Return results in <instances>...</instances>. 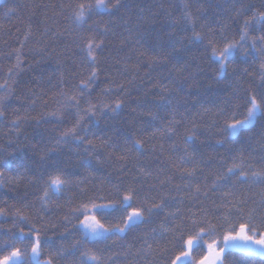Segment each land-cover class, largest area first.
<instances>
[{
	"label": "snow or ice",
	"instance_id": "snow-or-ice-1",
	"mask_svg": "<svg viewBox=\"0 0 264 264\" xmlns=\"http://www.w3.org/2000/svg\"><path fill=\"white\" fill-rule=\"evenodd\" d=\"M0 3L6 8L4 16L9 18L20 7L10 0H0ZM51 7H58V11H54L51 24L44 21V33L51 31L52 26L58 27L60 20L56 18H62L66 28L52 34H66L77 58L72 61L68 75L61 71L60 79L53 85L58 87L54 94L56 107L34 118L25 109L24 119H35L37 124L62 121L70 110H74V119L72 126L63 131L53 129L57 135L52 147L32 144V155L5 154L6 149L0 150V188L22 184L25 189L14 203L0 202L3 204L0 206V253H4L0 255V264H58L60 260L64 264H140L141 261L143 264H248L257 256L264 264V155L256 159L244 155L243 150L233 152L232 149L219 160L211 154L205 155L197 145V141L200 145L204 143L199 139V126L185 115L186 101L181 104L177 99L184 91V84L189 88L196 84L189 61L180 63V54L189 51V45L203 46L204 53H210L216 75L222 78L228 77L230 67L235 75L238 63H248L251 58V70L245 67L230 81L229 95L212 107L201 104L197 115L212 116L209 129L216 130L218 145L251 133L259 124L262 129L259 143L264 151V0L259 6L235 0L229 9L232 13L229 19L238 24V29L231 39L226 35V26L218 33L205 24L198 29L200 16L190 10L188 3L178 18L165 10L171 30L166 33L167 40L157 39L151 45L155 55H149L144 47L150 40L145 28L149 18L140 14L133 21L125 0H69ZM160 8L163 10L164 5ZM257 32L259 35H254ZM30 34L31 16L26 38ZM116 39L119 51L129 47L139 58L147 59L150 67L175 60L169 76L154 82L149 77L151 87L135 98L131 112L145 119L138 132L122 140L107 135V124L101 128L100 121L114 119L129 106L126 84L109 78L98 95L92 96L93 86L103 71L101 54ZM65 49L72 50V46L66 44ZM36 52L41 59L49 54L46 45L38 46ZM113 59L116 64L121 63L119 58ZM127 67L125 62L124 69ZM9 73V78L0 83V119L5 116L14 94L9 83L11 69ZM77 77L79 82L73 83ZM45 95L33 93L29 107L39 100L47 108L53 97L44 98ZM182 107L185 112L180 111ZM20 119L17 116L12 122L17 132ZM177 139L188 146L178 144ZM168 141H171L169 154L164 159L168 172L137 163L133 166L135 173L131 181H108L107 184L101 181L89 188L83 176L69 170L83 168L91 175L88 169L92 168L93 161L98 166L114 161L121 173L127 175L129 160L139 162L146 146L152 154L164 156ZM8 143L11 145L14 141ZM69 144L75 145L73 151L78 157L75 162L70 156L61 159L58 152L61 146ZM85 156L89 159H84ZM150 179L153 182L145 188ZM208 200L214 211L206 205ZM185 202L191 205L186 209L187 214L182 212ZM62 207L70 208L62 217L61 226L72 236L71 242L54 251L46 249L48 242L43 237L49 227H57L46 219L47 213L51 208ZM192 207L197 211L193 212ZM5 220H10L7 228ZM68 224H72L71 229ZM129 233L135 234V243L124 247L121 242ZM109 240L114 245L120 243L121 250L106 256V249L96 245Z\"/></svg>",
	"mask_w": 264,
	"mask_h": 264
},
{
	"label": "trees",
	"instance_id": "trees-1",
	"mask_svg": "<svg viewBox=\"0 0 264 264\" xmlns=\"http://www.w3.org/2000/svg\"><path fill=\"white\" fill-rule=\"evenodd\" d=\"M10 2H14L20 7L17 13L9 18L4 16L6 8L0 3V83L9 78V70L11 69L12 76L9 83L14 89V94L7 104L5 116L0 119V150L6 149L5 154L27 153L28 155H32V144H38L40 147H52L54 138L57 135V131L53 129L63 131L72 126L74 119V110H70L62 121L51 120L37 124L35 119H24L26 115L25 109H27V115L34 118L39 113L50 111L56 107L54 94L58 91V87H53V85L60 79L61 71L66 76L68 75L69 69L73 66L72 61L77 58L73 55L75 51L74 45H72V42L66 34L59 36L52 34L53 32L66 28V22L62 18H56L60 20L58 27L52 26L51 31L44 33V21L51 24L54 11H58V7L53 8L51 5L58 6L62 2L68 3L69 0H10ZM234 2L235 0H125L128 14L133 21L140 14L149 18L145 24V28L150 33V40L148 44L144 45L148 49L149 55H155L151 45L157 39L160 41L167 40L166 33L171 30L168 27V18L165 10L171 13L172 17L178 18L182 13L185 3L190 4V10L200 16L197 24L198 29L201 24H205L208 28H212L218 33L222 26H226V35L231 39L233 33L238 29V24L229 19L232 15L229 9H231ZM245 2L259 6L261 0H245ZM161 4L164 5L163 10L160 8ZM25 5L29 7H25ZM236 6L239 7V4H236ZM29 16H31V34L26 38V33L29 32ZM254 35H259V33H254ZM37 41H40V45L37 44ZM66 44L71 45L72 50H66ZM43 45L47 46L49 54L41 59V55L36 52V48ZM118 46L119 40H113L106 45L101 54L103 58V71L100 72L97 84L93 86L94 91L92 92V96L96 97L98 95L101 89L107 85L109 78L117 83L126 84L130 97L129 106L125 107L114 119L100 121L101 128H105L107 124V135L112 136L113 139L119 137L122 140L123 137L132 136L134 132H138L145 119L131 112V107H135V98L138 95H142L144 89L151 87L149 77L154 82L161 77L169 76V69L175 63V60L173 59L167 65L158 64L150 67L147 59L139 58L138 54L135 51H130L129 47L124 48L123 51H119ZM180 55L182 57L180 60L181 64L186 60L189 61L191 65L190 71L195 74L196 84L191 88L188 87V84H184V91L177 99L181 104H185L186 101L185 107H187L188 111L185 115L189 119H194L199 126V139L204 141L202 145L197 141L201 152L205 155L211 154L219 160L220 156L229 155V149H232L233 152L243 150L244 155H251L259 159L261 155H264L262 146L259 143V133L262 131L259 124L253 128L251 133H246L238 139L233 138L223 145H218L216 144V140L219 139V136L215 135L216 130L209 129V125L213 122L212 116L197 115L201 104L205 107H212L214 103H219L229 95L231 92V88L229 87L230 81L235 80L236 76L245 67H249V70H251V58H249L248 63L242 61L238 63L235 75L232 74L233 69L230 67L228 77L222 78L216 75L215 65L209 59L210 53L205 54L203 46L197 47L189 45V51L182 52ZM113 58H119L121 63L116 64ZM38 60L40 63L37 64L36 61ZM58 60L61 63H58ZM125 62L128 65L126 70L124 69ZM172 76L175 77L176 74L172 73ZM128 81H132V83L128 84ZM78 82L79 77L73 81V83ZM190 83H192L191 80L189 81ZM33 93H46L44 98L53 97V99L49 101L47 108L42 107L39 100L35 106L29 107ZM188 93H191V95H188ZM195 100H198L199 103H195ZM17 109H19L18 112L16 111ZM180 111L185 112V108L182 107ZM17 116L21 117L17 121L20 125L19 132L15 130L12 123L14 120H17ZM108 116L111 117L112 114L108 113ZM180 131L183 132V128ZM9 140L14 141V143L9 145ZM170 143L171 141L165 142L164 156H159L158 153L152 154L150 147L146 146L145 154L140 158L139 162L135 160H129L127 162L125 169L127 175L121 173L119 164L114 161L106 163L104 166L95 165L93 161L92 168L88 169L91 175L85 173L83 168L69 170H75L79 176H83L87 180V187L89 188L93 187V185L100 184L101 181H104L105 184L108 181L112 183H117L118 180H123L124 182L131 181L135 173L133 166L137 165V163L138 166L165 169L168 172L164 159L169 154L168 144ZM177 143L188 146L184 145L183 140L180 139H177ZM74 149L75 145L72 144L61 146V149L58 150L61 159H67L70 156L71 160L75 162L78 157L76 152L73 151ZM84 159L89 158L85 156ZM152 182L153 180L151 179L146 181L145 188L147 187V183ZM175 182H179L178 178ZM24 192L25 189L22 184L19 187L6 185L0 188V202L6 200L9 204H12ZM173 195H176V193H173ZM206 205L210 211H214L211 200L206 201ZM0 206H3V204L0 203ZM188 207H191V205L185 202V205L182 206V212L184 214H187L186 209ZM69 211V207L59 209L51 208L48 211L46 219L52 220L53 223L57 224V227L55 229L51 227L47 229L46 235L43 237L48 242L45 245L46 249L54 251L61 245H66L71 242L72 236H68L65 233V228L61 226L64 223L62 217ZM192 211H197V208L192 207ZM72 223L74 224L75 221ZM9 226L10 220H5L4 227L7 228ZM67 227L71 229L72 224H68ZM134 235V233H129L126 239L121 242L124 247H127L128 244L135 243L133 239ZM65 236H67V239H65ZM164 243L165 241L162 239L161 244L163 245ZM96 246L106 249V256L111 255L112 252L121 250L120 243L114 245L112 240L101 242ZM136 246L138 247L139 245L136 244ZM3 254L0 253V255ZM44 258L46 256L42 257V259ZM196 259H199L198 254L196 255ZM261 262L262 258L257 256L250 259L248 264H261ZM58 264H64V261L60 260ZM140 264H143V261Z\"/></svg>",
	"mask_w": 264,
	"mask_h": 264
},
{
	"label": "rangeland",
	"instance_id": "rangeland-1",
	"mask_svg": "<svg viewBox=\"0 0 264 264\" xmlns=\"http://www.w3.org/2000/svg\"><path fill=\"white\" fill-rule=\"evenodd\" d=\"M206 250V249H205Z\"/></svg>",
	"mask_w": 264,
	"mask_h": 264
}]
</instances>
